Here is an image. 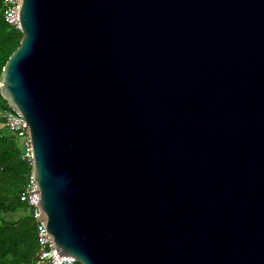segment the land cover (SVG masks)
Returning a JSON list of instances; mask_svg holds the SVG:
<instances>
[{"label": "water", "instance_id": "obj_1", "mask_svg": "<svg viewBox=\"0 0 264 264\" xmlns=\"http://www.w3.org/2000/svg\"><path fill=\"white\" fill-rule=\"evenodd\" d=\"M0 79L47 230L81 264H264V0H21Z\"/></svg>", "mask_w": 264, "mask_h": 264}, {"label": "trees", "instance_id": "obj_2", "mask_svg": "<svg viewBox=\"0 0 264 264\" xmlns=\"http://www.w3.org/2000/svg\"><path fill=\"white\" fill-rule=\"evenodd\" d=\"M22 37L21 29L5 21L4 0H0V79ZM7 107L0 90V264H49L39 259L36 220L20 198L30 166L22 158L19 140L5 124Z\"/></svg>", "mask_w": 264, "mask_h": 264}, {"label": "built area", "instance_id": "obj_3", "mask_svg": "<svg viewBox=\"0 0 264 264\" xmlns=\"http://www.w3.org/2000/svg\"><path fill=\"white\" fill-rule=\"evenodd\" d=\"M21 0H4V17L5 21L12 27L21 29L20 20ZM5 124L13 132L20 142L22 149V158L30 166L27 176V182L20 193V198L24 201L37 225V240L39 245V259L41 262L49 264H78L81 263L73 255H60L54 239L47 230L43 212L39 205L38 183L34 176V146L29 132V123L23 113L12 104L3 110Z\"/></svg>", "mask_w": 264, "mask_h": 264}]
</instances>
